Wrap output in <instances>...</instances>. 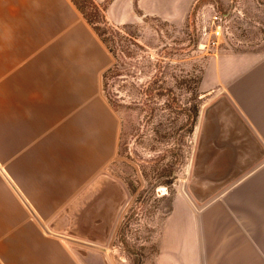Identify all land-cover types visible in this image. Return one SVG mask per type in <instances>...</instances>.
Wrapping results in <instances>:
<instances>
[{
	"label": "crops",
	"instance_id": "crops-1",
	"mask_svg": "<svg viewBox=\"0 0 264 264\" xmlns=\"http://www.w3.org/2000/svg\"><path fill=\"white\" fill-rule=\"evenodd\" d=\"M94 1L114 28H151L184 26L197 0ZM114 63L71 0H0V264H116L129 191L109 172ZM198 94L188 195L155 264H264V48L213 50Z\"/></svg>",
	"mask_w": 264,
	"mask_h": 264
},
{
	"label": "rangeland",
	"instance_id": "rangeland-1",
	"mask_svg": "<svg viewBox=\"0 0 264 264\" xmlns=\"http://www.w3.org/2000/svg\"><path fill=\"white\" fill-rule=\"evenodd\" d=\"M215 1L223 16L221 27L226 30L224 36L218 39L219 45L209 47V39H203L199 34L201 21L196 19V15L203 5ZM215 1L202 0L194 12L192 9L184 26L152 20L149 21L151 28L127 27L132 28L130 33L140 36L138 41L146 49L145 53L136 52L132 58L123 55L122 44L117 39L111 41L108 37L122 65L119 66L121 73L118 72L121 75L118 76L117 72L108 74L105 89V95L122 123L118 157L109 172L129 191L114 244L117 249L116 264H155L163 222L169 215L166 214L170 192L164 185H158L152 192H147L153 179L152 169L158 167L161 170L174 160L173 154L178 150L176 131L183 118L166 108L167 96L154 102L147 100L144 107L136 109L126 98L128 88L124 85L135 79L145 83L156 76L162 80H171L173 75L180 82L177 94L181 101L191 100L192 91L189 90H197L191 102L199 108L197 82L213 50L224 48L249 52L264 48V0ZM206 13L209 17V12ZM100 27L108 28L104 25ZM160 65L163 69L159 68ZM150 108L157 109L155 116L150 114ZM192 140L191 134L183 142V159L177 166V178L172 187L175 192L173 201L177 194L185 197L188 195V162Z\"/></svg>",
	"mask_w": 264,
	"mask_h": 264
},
{
	"label": "trees",
	"instance_id": "trees-1",
	"mask_svg": "<svg viewBox=\"0 0 264 264\" xmlns=\"http://www.w3.org/2000/svg\"><path fill=\"white\" fill-rule=\"evenodd\" d=\"M71 1L83 14L87 22L93 27L95 32L104 42V44H106V46L108 47V49L110 50V52L112 53V55L116 60L113 67L110 70H108V72L104 76V90H105L107 86L108 74L112 72L113 73L120 72L119 66H122L119 64L117 50L113 49L112 46L110 45V38L111 41L117 39L118 40L117 42L122 44L121 52L123 53V55H125V57L132 58L134 57V54H136V52L145 53L146 49L138 41L140 36L138 34L129 32V30L132 28H127V27L111 28L112 26L109 25L108 21L106 20L104 8L97 5L94 0H71ZM101 25H104L105 27L108 28H101L100 27ZM159 68L163 69L162 65H160ZM117 75L119 76L121 74L118 73ZM201 81H202V76L198 80L197 84L200 85ZM179 84L180 82L178 81V79H176V77L172 75L171 80H162L158 76H156L155 78H153V80H148L145 83L140 82L139 79H135V81L129 82L128 84L124 85V87L128 88V92H127L128 94L126 95V98L130 100V103L136 109L139 108L141 109L142 107H144L146 105L147 100L154 102L155 100L167 96V102L165 103L166 108L170 110L172 114L177 113L179 117H183L182 123L176 131V136H178V142H177L178 150L177 152H175V154H173L174 160L172 161V163L166 165L161 170L158 167L153 168L152 169L153 179L150 181L149 184L150 188L153 185H155L154 189L158 185H164L169 190L170 204L166 215L170 214L173 209V196L175 192L172 190V187L177 178L176 177L177 166L179 163H181L183 159V145H184L183 142L185 141L186 137H189L193 133L194 126L198 117V106L193 105L191 102V100L192 101L194 100V96L197 95V93L194 92L197 90L194 89L189 90V88L186 87L185 90L192 91L191 92L192 98H190L191 100H189L188 102H183L181 101V99L177 94V90L180 89ZM149 112L152 116H155L157 109L150 108ZM175 121L177 122V119H175ZM172 123H174V120ZM156 134H159V132L156 131Z\"/></svg>",
	"mask_w": 264,
	"mask_h": 264
},
{
	"label": "built area",
	"instance_id": "built-area-1",
	"mask_svg": "<svg viewBox=\"0 0 264 264\" xmlns=\"http://www.w3.org/2000/svg\"><path fill=\"white\" fill-rule=\"evenodd\" d=\"M202 0H197L194 4L193 12L201 3ZM215 1V0H214ZM209 12V17H207V11ZM193 15V13L191 14ZM196 19L201 21L199 26V34L201 38L209 39L208 46H218V39L224 36V28L221 27L223 22V16L219 10V4L217 1L215 3H208L203 5L199 11H197Z\"/></svg>",
	"mask_w": 264,
	"mask_h": 264
},
{
	"label": "water",
	"instance_id": "water-1",
	"mask_svg": "<svg viewBox=\"0 0 264 264\" xmlns=\"http://www.w3.org/2000/svg\"><path fill=\"white\" fill-rule=\"evenodd\" d=\"M154 187H155V185L151 186V188H149V190H148L147 193L151 192V191L154 189ZM31 211H32L34 217H35V218L40 222V224L43 226V228H44L48 233H50V231H49V230L47 229V227L41 222V220L38 218V216L35 214V212H33V210H31ZM67 239H69V240H71V241H74V242H76V243H80V244H83V245H86V246L93 247V248H99V247H97V246H95V245L88 244V243H85V242L76 241V240H73V239H70V238H67Z\"/></svg>",
	"mask_w": 264,
	"mask_h": 264
},
{
	"label": "bare ground",
	"instance_id": "bare-ground-1",
	"mask_svg": "<svg viewBox=\"0 0 264 264\" xmlns=\"http://www.w3.org/2000/svg\"><path fill=\"white\" fill-rule=\"evenodd\" d=\"M203 46V45H202ZM183 185V184H182ZM181 189H182V187H181ZM185 189V188H184ZM185 196V195H184ZM184 198V197H183ZM193 206V205H192Z\"/></svg>",
	"mask_w": 264,
	"mask_h": 264
}]
</instances>
